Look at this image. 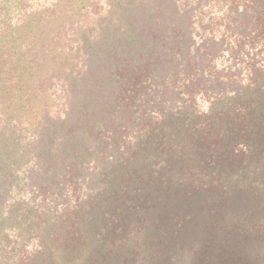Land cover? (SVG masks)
Wrapping results in <instances>:
<instances>
[{
	"label": "trees",
	"instance_id": "obj_1",
	"mask_svg": "<svg viewBox=\"0 0 264 264\" xmlns=\"http://www.w3.org/2000/svg\"><path fill=\"white\" fill-rule=\"evenodd\" d=\"M169 117L214 156L217 209L231 174L263 180L236 167L264 153V0H0V264L91 261L107 171ZM241 218L225 249L264 264V226Z\"/></svg>",
	"mask_w": 264,
	"mask_h": 264
},
{
	"label": "rangeland",
	"instance_id": "obj_2",
	"mask_svg": "<svg viewBox=\"0 0 264 264\" xmlns=\"http://www.w3.org/2000/svg\"><path fill=\"white\" fill-rule=\"evenodd\" d=\"M214 124L226 126L221 121ZM192 133L185 121L169 117L137 154L110 168L106 177L111 189L88 215L86 255L92 260L83 263L64 254L58 256L57 264H241L238 259L252 264L257 249L244 242L237 248L240 254L232 258L223 244V232L240 215L241 225H255L258 220L264 226V178L238 185L231 174L222 181L227 205L217 209L216 187L222 180L217 163ZM245 150L242 144L235 145L229 156L248 159ZM256 156L257 160H244L237 170L264 169V153ZM248 201L251 208L254 203L258 208L250 209ZM100 235L102 246L97 243ZM109 236L123 240L113 238L111 244Z\"/></svg>",
	"mask_w": 264,
	"mask_h": 264
}]
</instances>
